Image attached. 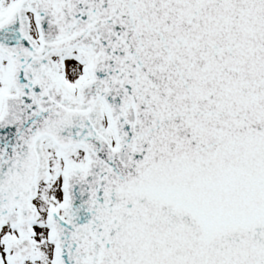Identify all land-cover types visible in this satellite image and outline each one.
I'll list each match as a JSON object with an SVG mask.
<instances>
[{
    "label": "snow or ice",
    "instance_id": "1",
    "mask_svg": "<svg viewBox=\"0 0 264 264\" xmlns=\"http://www.w3.org/2000/svg\"><path fill=\"white\" fill-rule=\"evenodd\" d=\"M0 264H264V0H0Z\"/></svg>",
    "mask_w": 264,
    "mask_h": 264
}]
</instances>
